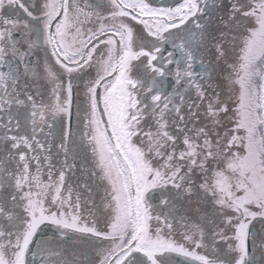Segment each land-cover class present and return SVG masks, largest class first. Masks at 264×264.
Instances as JSON below:
<instances>
[{
  "label": "snow or ice",
  "instance_id": "1",
  "mask_svg": "<svg viewBox=\"0 0 264 264\" xmlns=\"http://www.w3.org/2000/svg\"><path fill=\"white\" fill-rule=\"evenodd\" d=\"M0 264H264V0H0Z\"/></svg>",
  "mask_w": 264,
  "mask_h": 264
},
{
  "label": "flooded vegetation",
  "instance_id": "2",
  "mask_svg": "<svg viewBox=\"0 0 264 264\" xmlns=\"http://www.w3.org/2000/svg\"><path fill=\"white\" fill-rule=\"evenodd\" d=\"M164 2H169V0H164Z\"/></svg>",
  "mask_w": 264,
  "mask_h": 264
}]
</instances>
